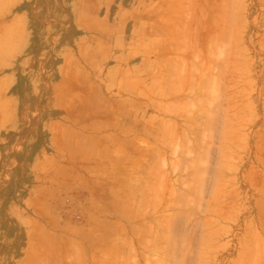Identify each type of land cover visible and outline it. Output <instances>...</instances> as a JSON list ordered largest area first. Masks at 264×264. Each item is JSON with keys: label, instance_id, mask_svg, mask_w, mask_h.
Wrapping results in <instances>:
<instances>
[{"label": "rangeland", "instance_id": "374dc122", "mask_svg": "<svg viewBox=\"0 0 264 264\" xmlns=\"http://www.w3.org/2000/svg\"><path fill=\"white\" fill-rule=\"evenodd\" d=\"M46 10L43 108L0 129V264H264V0Z\"/></svg>", "mask_w": 264, "mask_h": 264}, {"label": "crops", "instance_id": "0c3cea01", "mask_svg": "<svg viewBox=\"0 0 264 264\" xmlns=\"http://www.w3.org/2000/svg\"><path fill=\"white\" fill-rule=\"evenodd\" d=\"M49 7L50 0H0V84H5L0 93V129L3 131L28 130V119L22 123L18 121L15 126L14 116L17 119L20 115L37 114L43 108L42 102L34 105V111L30 112L28 97L33 98L30 82L38 76L39 67L40 77L43 74L45 52H51L54 47L45 41L47 38L51 41L58 34L55 33L58 30L54 15L46 10ZM30 22L37 27L31 26ZM35 81L39 82L38 79ZM9 115L12 116L10 120ZM8 136L18 135L11 133Z\"/></svg>", "mask_w": 264, "mask_h": 264}, {"label": "bare ground", "instance_id": "6f19581e", "mask_svg": "<svg viewBox=\"0 0 264 264\" xmlns=\"http://www.w3.org/2000/svg\"><path fill=\"white\" fill-rule=\"evenodd\" d=\"M223 41V40H222ZM211 120V119H210ZM209 124V123H208ZM217 125V124H216ZM191 131H193V130H191ZM149 134H150V132H149ZM157 134V133H156ZM151 135H152V133H151ZM212 137V136H211ZM209 139V138H208ZM212 139V138H211ZM209 144V143H208ZM206 148V147H205ZM210 150H212V148L210 149ZM214 154L216 153V151H214L213 152Z\"/></svg>", "mask_w": 264, "mask_h": 264}]
</instances>
